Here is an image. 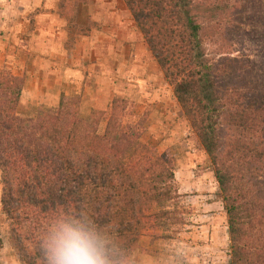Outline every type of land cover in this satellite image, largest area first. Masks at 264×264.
Instances as JSON below:
<instances>
[{
    "label": "trees",
    "instance_id": "16d2710c",
    "mask_svg": "<svg viewBox=\"0 0 264 264\" xmlns=\"http://www.w3.org/2000/svg\"><path fill=\"white\" fill-rule=\"evenodd\" d=\"M122 1L210 161L229 264H264V83L248 57L230 50L212 63L205 47L223 35L230 0ZM24 84V76L0 69V205L19 262L43 264L39 240L49 224L78 212L129 255L144 230L171 237L184 223L173 158L124 121L126 100L114 97L108 112L84 115L78 95L61 94L57 107L21 117Z\"/></svg>",
    "mask_w": 264,
    "mask_h": 264
},
{
    "label": "rangeland",
    "instance_id": "374dc122",
    "mask_svg": "<svg viewBox=\"0 0 264 264\" xmlns=\"http://www.w3.org/2000/svg\"><path fill=\"white\" fill-rule=\"evenodd\" d=\"M85 1L59 0V11L66 21L65 28H72L80 35L86 34L95 43L106 39L107 41L119 40L116 35L106 34V30L109 32L119 30L126 35L131 34L132 37L138 32L122 0H88L89 4ZM76 2L77 5L74 7ZM11 4L12 0H0V9L8 8ZM229 6L231 8L229 17L221 21L218 27L223 35L220 34L219 37L211 39L212 41L205 42L207 58L210 62L216 63L218 58L225 54L218 55V52L230 50L233 51L231 56L248 57L253 76H257L264 83V0H230ZM114 8L123 9L117 12V17L123 21L122 23L112 22L116 16L115 13L112 14L111 9ZM0 20H4V17L0 16ZM130 28H132L131 31L128 30ZM89 32H91L90 35ZM20 75L26 79V72ZM133 82L138 88L139 82ZM153 86H160L164 95L169 89L170 97L175 99L171 86L165 80L163 84ZM133 88L136 93L137 88ZM72 95L80 97L82 114H89L93 109L89 101L82 100L79 93L66 96ZM120 98L126 100L124 121L141 130L142 142L155 147L158 152L166 150L172 156L174 184L179 195L175 200V206L184 219L183 224L174 227L175 231L169 238L153 237V230H144L135 249L129 255L131 264H229L228 227L223 204L217 193L218 185L210 161L206 153L198 146L182 111L180 110L182 118L179 121L176 120L175 124L180 135L170 136V138L166 137L169 130L165 133L156 132L157 134L150 131L148 127L154 121V116L150 115L149 110L144 113L137 112L135 104L138 102V97H135V100L128 95ZM110 103L103 111H109ZM32 106L34 108L26 112L21 105L16 109L17 114L21 117H35L39 110L46 109V106L37 104V100L33 101ZM178 108L180 109L179 105ZM147 119L148 122H146ZM104 124L105 121L100 123V130L104 128ZM145 124H147L146 127ZM1 186L0 180V194ZM7 229L8 223L1 212L0 205L2 242L0 264H21L8 243Z\"/></svg>",
    "mask_w": 264,
    "mask_h": 264
},
{
    "label": "crops",
    "instance_id": "0c3cea01",
    "mask_svg": "<svg viewBox=\"0 0 264 264\" xmlns=\"http://www.w3.org/2000/svg\"><path fill=\"white\" fill-rule=\"evenodd\" d=\"M111 10L116 15L112 22L122 23L117 12L123 9ZM0 16L6 18L0 20V69L27 74L17 108L22 105L29 112L34 100L55 107L61 94L79 93L93 109L104 110L113 97L128 95L132 100L138 97L137 112L149 110L154 116L148 127L152 133L169 130L166 137L180 135L175 124L182 114L169 89L164 95L160 86H153L164 80L138 29L141 36L137 32L133 37L106 30L119 40L95 43L88 35L65 28L59 0H12L8 8L0 9ZM133 81L139 82L138 88Z\"/></svg>",
    "mask_w": 264,
    "mask_h": 264
},
{
    "label": "clouds",
    "instance_id": "9594fccd",
    "mask_svg": "<svg viewBox=\"0 0 264 264\" xmlns=\"http://www.w3.org/2000/svg\"><path fill=\"white\" fill-rule=\"evenodd\" d=\"M39 250L43 264H131L127 250L82 212L54 219Z\"/></svg>",
    "mask_w": 264,
    "mask_h": 264
}]
</instances>
